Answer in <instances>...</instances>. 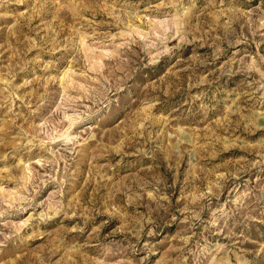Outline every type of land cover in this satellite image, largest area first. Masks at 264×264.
Returning a JSON list of instances; mask_svg holds the SVG:
<instances>
[{
	"label": "rangeland",
	"instance_id": "rangeland-1",
	"mask_svg": "<svg viewBox=\"0 0 264 264\" xmlns=\"http://www.w3.org/2000/svg\"><path fill=\"white\" fill-rule=\"evenodd\" d=\"M0 264H264V0H0Z\"/></svg>",
	"mask_w": 264,
	"mask_h": 264
}]
</instances>
